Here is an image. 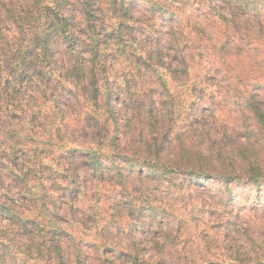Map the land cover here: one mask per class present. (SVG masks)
I'll return each mask as SVG.
<instances>
[{
    "label": "rangeland",
    "instance_id": "374dc122",
    "mask_svg": "<svg viewBox=\"0 0 264 264\" xmlns=\"http://www.w3.org/2000/svg\"><path fill=\"white\" fill-rule=\"evenodd\" d=\"M82 3L0 0L2 84L13 82L12 52L25 44L32 61L57 64L47 69L65 90L66 77L75 86L96 82L89 69L85 78L62 69L96 60ZM94 6L106 72L91 90L111 92V124L89 123L93 105L76 98L80 90L62 98L66 106L14 96L16 107L48 116L53 134L39 137L48 142L39 157L21 142L0 159V201L13 208L0 207V264H264V0ZM8 93L2 88V109L12 125H28ZM39 162L48 167L40 172L54 202L47 208L58 217L17 201V176ZM15 214H30L43 232L28 237Z\"/></svg>",
    "mask_w": 264,
    "mask_h": 264
},
{
    "label": "trees",
    "instance_id": "16d2710c",
    "mask_svg": "<svg viewBox=\"0 0 264 264\" xmlns=\"http://www.w3.org/2000/svg\"><path fill=\"white\" fill-rule=\"evenodd\" d=\"M83 12L85 15V18L88 22V29H89V37H91V40L95 46H92L93 50L92 52L95 54L96 60L93 61L90 65H87L82 63L79 64V66H74V68H68L65 69L64 66H62V69L65 70L66 74H69L70 72V77L71 78H85L87 75V71L89 69V72L91 73V79L95 78L96 82L95 83H89V85L84 86V84H80L75 86L72 85V82H67V77H66V83H71L72 88L68 90H65L64 85L59 86L57 82L52 80L50 71L51 70H56L55 66L57 65L54 62H34L32 61L31 58V52L30 48L31 46H28L29 44H25L24 47L17 48L18 49V54H15L16 52L13 51L12 54L16 55L15 56V63H14V70L12 68L13 72V82L10 84L4 83L2 84V79L3 75V65L2 61H0V94L2 88L7 91L11 89V91L14 92V94H9L8 96L5 97L6 102L8 103L9 106H12V110L20 111V113H24V117L29 119L28 125H20L18 126L16 122H14V127L12 125L13 118L10 115V111L8 110H3L2 105H1V99H0V159H3V155H11V152H14L16 149V146L20 144L21 142H25L29 144L30 146V151L34 153V156L39 157V154L42 152L44 148H41L39 150L38 147H44L48 142L43 138L42 140V145H41V138L39 137H44V136H50L53 134L51 131H48L51 129L50 125V120L48 116H40L34 107L31 106V108L26 109H21L18 108L14 105V98L18 97L19 95L23 96L24 99L30 103L31 101H34L35 104H38L39 98L40 97H45L46 100L53 102V104H61V105H67L69 103L68 100H65L63 102L62 98L64 97H75L74 95L79 93L78 90L81 91L79 95H76V98H79L80 96L83 97V101L88 104H92V110L89 112L94 117L91 118V123L93 120L98 118L99 122L102 124V127L106 130L109 129V126L111 124V103L109 101L111 92L110 91H101L100 88L101 86H98V88L91 90V87L95 86L98 83V79L96 78L97 73L101 74L102 76L105 74L106 69H105V63L104 62H99L98 57H99V47H97V42L99 40L98 35H97V30L94 25V12H95V6H94V0H83ZM63 22L61 23V27H66L67 26V20L63 19ZM65 30L62 31V33L65 35V37L70 40L71 34L66 28ZM36 37L37 39L34 40V43H38V41H44V32L41 34H38ZM40 48H44L40 46ZM48 48V47H47ZM70 48L74 51H76L75 46H70ZM14 59H12L13 63ZM13 65V64H12ZM49 70L48 71V68ZM87 69V70H86ZM35 75V76H34ZM11 76V74H10ZM35 77V78H34ZM26 78H34L35 80H30L27 82V85L23 84L24 80ZM9 79V78H8ZM94 81V80H93ZM2 85L4 87H2ZM90 87V88H89ZM75 88V89H74ZM76 89L78 92H76ZM68 91V93H67ZM71 94V95H70ZM15 96V97H14ZM30 105V104H29ZM33 107V108H32ZM27 112H26V111ZM29 111V112H28ZM41 111V110H40ZM61 111V110H59ZM90 114V115H91ZM5 115V116H4ZM6 119V120H5ZM56 121H54L55 123ZM57 133V130H56ZM57 140L62 141L65 136H59L57 133ZM95 141V138H93ZM89 154L91 156V159L95 161V164L97 163L100 164V153L97 151H94L91 149L89 151ZM36 163L33 164V170H30L29 172L23 173L18 175L21 185L17 186L14 184V189L16 190V194L20 196L17 201H31L33 204L32 206L34 207L33 210H29L30 213H34L35 210H42L43 215L47 216L46 211H51L54 216H60L58 212L55 211V207L48 209L47 206L52 205L54 202L48 201L47 199V193H46V181L44 177L40 176V172L43 170H46L47 164H43L39 162L38 164L40 167L37 169L36 168ZM21 173V172H20ZM3 173L0 172V184L2 186V175ZM102 176V175H100ZM71 195H75L74 190H71L69 192ZM7 197L11 201L16 200L15 196L12 195L10 189H7ZM51 203V204H50ZM0 207L7 210V211H13V208L10 204H6L5 202L0 201ZM16 213V212H15ZM49 213V212H48ZM39 215H41L39 213ZM114 215H116L114 213ZM30 214H15L14 218H16L20 222V226L23 230L27 231L28 237L32 238L35 236L36 231L39 230V232H43L44 226L40 223V221H37L35 219L29 218ZM43 218H47L44 217ZM50 218L48 217V220ZM30 222L34 223V227L30 226ZM5 256L0 257L1 261H4ZM6 259V258H5ZM22 264H27L26 262Z\"/></svg>",
    "mask_w": 264,
    "mask_h": 264
}]
</instances>
